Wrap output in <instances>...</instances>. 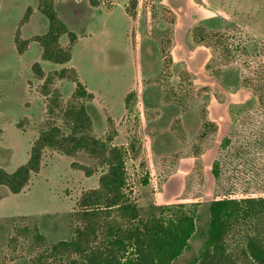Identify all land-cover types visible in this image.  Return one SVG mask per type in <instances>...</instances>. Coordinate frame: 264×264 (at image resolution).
Here are the masks:
<instances>
[{"label": "rangeland", "instance_id": "obj_1", "mask_svg": "<svg viewBox=\"0 0 264 264\" xmlns=\"http://www.w3.org/2000/svg\"><path fill=\"white\" fill-rule=\"evenodd\" d=\"M55 4L78 36L64 64L44 60L33 40L18 49L17 31L25 40L48 29L38 0H0V167L13 172L27 162L33 142L51 125L68 133L65 109L85 102L97 137L115 132L113 143L134 145L126 166L143 216L164 204L199 203L197 231L172 263L186 264L202 249L211 200L229 191L264 195V146L254 149L255 159L235 157L229 142L221 148L230 133L243 143L264 135V0H137L129 13L130 0H112L110 8L88 0ZM28 6L33 13L20 26ZM198 27L213 46L198 42ZM249 41L257 55L241 54ZM61 44L67 46V35ZM66 67L77 70L93 99H75L76 84L67 78L46 82ZM102 170L84 150L68 155L47 148L21 192L0 185V264H35L46 248L69 238L77 203L99 185ZM36 229L45 239H36Z\"/></svg>", "mask_w": 264, "mask_h": 264}, {"label": "trees", "instance_id": "obj_2", "mask_svg": "<svg viewBox=\"0 0 264 264\" xmlns=\"http://www.w3.org/2000/svg\"><path fill=\"white\" fill-rule=\"evenodd\" d=\"M111 1L88 0L93 7L105 5L108 8ZM136 4L137 0H130L127 12ZM38 10L47 19L48 29L25 40L20 39L17 31L15 41L19 44V51L23 52L29 40H33L40 44L44 60L57 64L69 62L78 36L59 16L55 0H38ZM32 13V6H28L20 26L29 21ZM195 33L198 42L213 46L204 41L208 35L203 34V28L198 27ZM63 35L68 36L67 46L61 44ZM253 48L251 41L246 42L241 54L257 55ZM35 67L42 73L38 63ZM55 76L76 84L75 99H93V93L80 81L74 67L55 71L46 82H52ZM132 96L128 93L125 98L128 110H132ZM262 96L261 103L264 102ZM63 115L68 133L58 125H51L33 142L27 162L13 172L0 167V185L6 186L12 193L21 192L31 176L40 171L47 148L68 155L84 150L96 158L103 169L99 185L84 191L77 203L73 213L77 224L72 229V235L46 248L35 264L45 261L51 264H172L188 249L197 231L199 203L164 204L158 213L143 216L129 184L126 166L128 151H134V145L127 148L113 143L115 132L104 138L97 137L83 101L70 103ZM230 134L229 140L227 137L223 139L221 148L229 142V152H234L235 157L252 155L255 159L254 149L264 146V135L243 143ZM73 165L91 174L89 167L77 163ZM212 173L216 179L220 178V159L214 160ZM142 181L146 185L148 176ZM208 212L202 249L186 264H264V195L234 197L229 191V194L211 200ZM22 230L23 234L29 232L27 226ZM35 235L38 240L45 239L38 229Z\"/></svg>", "mask_w": 264, "mask_h": 264}, {"label": "crops", "instance_id": "obj_3", "mask_svg": "<svg viewBox=\"0 0 264 264\" xmlns=\"http://www.w3.org/2000/svg\"><path fill=\"white\" fill-rule=\"evenodd\" d=\"M111 5H112V1H111ZM128 13V12H127Z\"/></svg>", "mask_w": 264, "mask_h": 264}]
</instances>
